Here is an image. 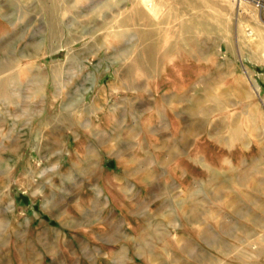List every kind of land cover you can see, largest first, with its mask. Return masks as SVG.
Wrapping results in <instances>:
<instances>
[{"label":"rangeland","instance_id":"1","mask_svg":"<svg viewBox=\"0 0 264 264\" xmlns=\"http://www.w3.org/2000/svg\"><path fill=\"white\" fill-rule=\"evenodd\" d=\"M0 264H264V0H0Z\"/></svg>","mask_w":264,"mask_h":264},{"label":"crops","instance_id":"2","mask_svg":"<svg viewBox=\"0 0 264 264\" xmlns=\"http://www.w3.org/2000/svg\"><path fill=\"white\" fill-rule=\"evenodd\" d=\"M85 155H86L85 158H86L87 161H88V159H89V161L93 160L91 157L88 158V154H85Z\"/></svg>","mask_w":264,"mask_h":264},{"label":"bare ground","instance_id":"3","mask_svg":"<svg viewBox=\"0 0 264 264\" xmlns=\"http://www.w3.org/2000/svg\"><path fill=\"white\" fill-rule=\"evenodd\" d=\"M98 100V99H97Z\"/></svg>","mask_w":264,"mask_h":264}]
</instances>
